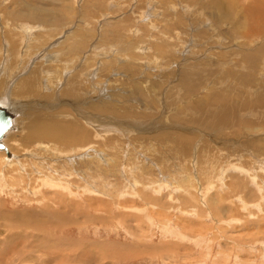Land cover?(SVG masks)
I'll list each match as a JSON object with an SVG mask.
<instances>
[{
    "label": "rangeland",
    "instance_id": "1",
    "mask_svg": "<svg viewBox=\"0 0 264 264\" xmlns=\"http://www.w3.org/2000/svg\"><path fill=\"white\" fill-rule=\"evenodd\" d=\"M256 1L0 0V98L24 107L17 158L0 152V264H264V30L240 11ZM23 3L58 16L16 17ZM36 67L40 95L19 98ZM39 115L88 141L29 138Z\"/></svg>",
    "mask_w": 264,
    "mask_h": 264
},
{
    "label": "bare ground",
    "instance_id": "2",
    "mask_svg": "<svg viewBox=\"0 0 264 264\" xmlns=\"http://www.w3.org/2000/svg\"><path fill=\"white\" fill-rule=\"evenodd\" d=\"M252 1V0H251ZM212 3V2H211ZM213 4V3H212ZM215 5L217 6V7H220V8H224V2H222V3H218V2H215ZM230 5V4H229ZM229 5H228V7H229ZM232 5V4H231ZM230 5V6H231ZM235 5V4H234ZM227 7V8H228ZM238 7V6H237ZM244 8V7H243ZM233 10V13H234V15L235 16H237L238 15V9L236 10V8H232ZM240 9V8H239ZM20 10H21V12L19 11V12H17L16 14H17V16L16 17H21V18H34V19H38V20H44V21H46V22H49L51 19L53 20V18L55 17V16H58V13H55V12H53V10H51V9H44V8H39V7H35V6H33V5H31V3H23L22 4V8H20ZM242 10H243V16H242ZM230 11L231 10H229V9H227V16L226 17H228V19H231L232 20V22H233V24H234V26H238V27H243V25H242V21L241 20H237V19H235V18H233L232 16H230ZM240 11H241V17H242V19H243V21L244 22H246L247 24H248V28H246V34L247 35H251V34H253V33H263V30H264V6H263V4H262V2H260V1H256V2H253V3H249L248 5H246V7L244 8V9H240ZM9 20V19H8ZM51 20V21H52ZM11 21H14V19L13 20H11ZM50 23V22H49ZM9 24V23H8ZM53 26V25H52ZM238 29V28H237ZM239 30V29H238ZM242 31H244V30H242ZM87 33V32H86ZM256 35V34H255ZM263 35H264V33H263ZM78 36H80V35H78ZM78 36L70 43V44H68L67 46H62V47H60V53L59 54H55V55H52V56H46L47 58H52L51 60H53V58H55V57H58V55H60V57L61 58H63V57H65V58H68V57H72L73 55H75V54H77V48L78 47H80V45H81V47H82V49L86 46V44H87V36H88V33H87V35H83L82 34V36H80L79 38H78ZM46 36H43V38H45ZM120 38V37H119ZM250 38V37H249ZM252 38V37H251ZM7 41L9 42V38H7ZM68 42H66V43H63V45H66ZM263 44V43H262ZM259 47V46H258ZM257 47V49H258V51H260L261 52V49L259 50V48ZM261 47V46H260ZM262 47H263V49H264V45H262ZM262 49V50H263ZM254 50H256V49H254ZM80 51H82V50H80ZM257 51V52H258ZM58 52H59V50H58ZM83 52V51H82ZM254 52V51H253ZM257 52L256 53H253L252 55H250L249 54V56H248V58L250 59V60H255V59H257L256 58V56L258 55L257 54ZM259 52V53H260ZM257 54V55H256ZM43 55V54H42ZM79 56V55H78ZM247 58V59H248ZM45 59V58H44ZM77 59V58H76ZM258 59H260V57L258 58ZM55 60V59H54ZM66 60V59H65ZM249 60V61H250ZM50 63H51V61H49ZM48 62V63H49ZM53 62V61H52ZM259 62V61H258ZM257 62V63H258ZM262 62V61H261ZM48 63H43L42 65V67L44 68L45 67V72L44 71H42L45 75V77H46V81H50V83H49V85H51L52 83H51V80L53 79V77H56V75L57 74H60V72H58V70L55 68V67H49L48 65ZM248 63V62H247ZM250 63H252V62H250ZM255 63V62H254ZM47 64V65H46ZM75 64V63H74ZM73 64V65H74ZM256 64V63H255ZM254 64V65H255ZM249 65V64H248ZM247 65V66H248ZM258 66L260 65V63L259 64H257ZM47 66V67H46ZM65 66V65H64ZM67 66V65H66ZM65 66V67H66ZM253 66V65H252ZM42 67H36V68H34L31 72H30V75L28 76V77H26V78H23V79H21V80H19V82L14 86V88H17L18 89V94H19V98L20 97H26V98H30L31 96H36V95H40L39 94V91H37V87L39 86V84H37L38 83V80L36 79V78H39L38 77V71H41V70H44V69H42ZM68 67V66H67ZM249 68H250V66H248ZM257 67V66H256ZM251 69H253V68H251ZM66 70H68V69H65V71ZM249 70V69H248ZM64 71V70H63ZM64 71V72H65ZM252 71V70H251ZM202 72V71H201ZM79 73H80V71H78V73H76L77 75H74V77H73V79H70V78H72V77H70L69 78V84H68V88H67V91L65 92V94L66 95H74V94H76V91H77V89H80V86H82L83 84H84V79H82V74H80L79 75ZM256 73V72H255ZM247 74V73H246ZM197 75V74H196ZM43 76V77H44ZM68 76V75H67ZM73 76V75H72ZM42 77V78H43ZM62 77V76H61ZM66 77V76H65ZM197 77V76H196ZM41 78V79H42ZM44 79V78H43ZM42 79V80H43ZM44 81V80H43ZM87 81V80H86ZM192 81V80H191ZM37 82V83H36ZM193 82V81H192ZM58 83V82H57ZM190 83V82H189ZM195 83H196V81H195ZM13 84V83H12ZM188 84V83H187ZM191 84V83H190ZM190 84H189V86H190ZM197 84V83H196ZM195 84V85H196ZM49 85H47L48 87H49ZM55 85H57V84H55ZM186 85V84H185ZM187 86V85H186ZM188 90L191 88V87H186ZM186 89V90H187ZM47 90V89H46ZM4 91V90H3ZM2 91V92H3ZM15 91V90H14ZM0 93H1V91H0ZM83 93V92H82ZM14 94V93H13ZM2 95H3V93H2ZM51 95V94H50ZM83 95V94H82ZM11 96V95H10ZM13 96H15V95H13ZM42 96V95H41ZM43 96H45V97H47V94L45 93ZM85 96V95H84ZM71 97V96H70ZM77 97V96H76ZM212 98H214V97H212ZM0 99H2V98H0ZM10 99V98H9ZM13 99V98H12ZM18 99V98H17ZM3 100H6V96H3ZM207 100H209V99H207ZM213 101V100H212ZM253 101V100H252ZM255 101V100H254ZM257 101L259 102V103H263L264 102V96H260V97H258L257 98ZM205 102V101H204ZM257 102V103H258ZM256 103V104H257ZM202 104V103H201ZM208 104V103H207ZM206 105V104H205ZM227 105H229L228 106V108H229V110H230V112H232L231 110H233V106L234 105H231V104H228L227 103ZM247 105V104H246ZM199 106H200V104H199ZM237 106V105H236ZM235 106V107H236ZM248 106V105H247ZM24 108V107H23ZM100 108V107H99ZM98 108V109H99ZM23 112H24V110H23ZM27 112V111H26ZM114 112V111H113ZM225 114H223V115H228L229 113L228 112H224ZM233 113V112H232ZM31 117V118H30ZM58 117V116H57ZM60 117V116H59ZM45 116H29L28 117V119H29V122H28V124L26 125L27 127H25L26 129V131H27V135H28V137L29 138H35V139H43V140H51V141H58V143H59V141H61L62 143H64L65 144V142L67 143V144H70V143H72V142H87L88 140H87V137H86V135L87 134H89L88 132H87V134H86V131H85V127H83V126H80V125H82V124H80L79 125V127H77L73 122H71V121H73V120H71V121H56V120H53V119H51V118H49L48 116L45 118ZM49 118V119H48ZM53 118V117H52ZM196 118V117H195ZM224 118H226V117H224ZM24 119V118H23ZM28 119H26V120H28ZM57 119V118H56ZM226 120H229V118L228 119H226ZM220 121V120H219ZM230 121H231V119H230ZM22 122H24V120L22 121ZM77 122V121H76ZM224 122V121H223ZM78 123V122H77ZM148 123V122H147ZM219 123H222V121L221 122H219ZM24 124V123H23ZM79 124V123H78ZM87 129V128H86ZM80 136H82V138L84 137V139H82ZM90 136V135H89ZM184 137V136H183ZM181 138L182 139V141L184 142V139H185V141H187L188 139L187 138ZM8 138H10V137H8ZM11 139V138H10ZM5 140H8L7 142H9V139H4V142L6 143V141ZM27 140H29V139H27ZM14 142V141H13ZM41 143V142H40ZM186 143V142H185ZM9 144V143H8ZM12 144H14V143H12ZM61 144V143H60ZM80 144V143H79ZM78 144V145H79ZM181 147V146H180ZM256 147H257V150L256 151H261V152H263L264 151V141H262V143L261 144H259L258 143V145H256ZM263 149V150H262ZM0 152H2V153H4V151H0ZM2 153H0V164L2 165V157L4 156H2ZM6 155V154H5ZM103 157V156H102ZM262 157V156H261ZM263 159H264V157H263ZM4 160H5V156H4ZM6 161V160H5ZM12 161V160H11ZM14 162V161H13ZM9 163V162H8ZM52 179V178H51ZM85 188V187H84ZM13 189V188H12ZM156 215V214H155Z\"/></svg>",
    "mask_w": 264,
    "mask_h": 264
},
{
    "label": "water",
    "instance_id": "3",
    "mask_svg": "<svg viewBox=\"0 0 264 264\" xmlns=\"http://www.w3.org/2000/svg\"><path fill=\"white\" fill-rule=\"evenodd\" d=\"M21 101L0 99V151L5 152V160L9 162L17 156L7 147L4 142L10 131H17L19 126L16 124L17 118L23 113Z\"/></svg>",
    "mask_w": 264,
    "mask_h": 264
}]
</instances>
